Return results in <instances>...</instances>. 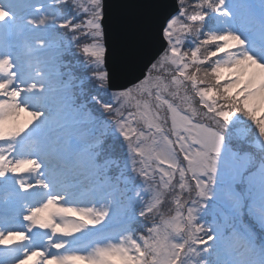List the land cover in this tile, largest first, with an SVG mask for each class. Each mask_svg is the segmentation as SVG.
<instances>
[{
    "label": "snow or ice",
    "instance_id": "6c2138e0",
    "mask_svg": "<svg viewBox=\"0 0 264 264\" xmlns=\"http://www.w3.org/2000/svg\"><path fill=\"white\" fill-rule=\"evenodd\" d=\"M0 264H264V0H0Z\"/></svg>",
    "mask_w": 264,
    "mask_h": 264
},
{
    "label": "rangeland",
    "instance_id": "374dc122",
    "mask_svg": "<svg viewBox=\"0 0 264 264\" xmlns=\"http://www.w3.org/2000/svg\"><path fill=\"white\" fill-rule=\"evenodd\" d=\"M27 117H25L23 114L21 115V120L23 121L24 119H26Z\"/></svg>",
    "mask_w": 264,
    "mask_h": 264
}]
</instances>
